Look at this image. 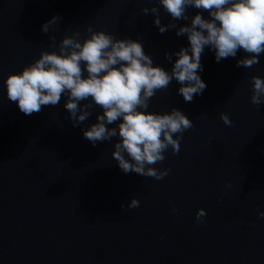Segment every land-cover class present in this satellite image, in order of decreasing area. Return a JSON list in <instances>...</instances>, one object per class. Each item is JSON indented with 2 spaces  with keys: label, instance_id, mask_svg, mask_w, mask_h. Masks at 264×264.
I'll return each instance as SVG.
<instances>
[{
  "label": "water",
  "instance_id": "water-1",
  "mask_svg": "<svg viewBox=\"0 0 264 264\" xmlns=\"http://www.w3.org/2000/svg\"><path fill=\"white\" fill-rule=\"evenodd\" d=\"M152 7L162 25L190 24L149 0H0V264H264V104L250 102L251 77L264 79V54L243 68L242 50L217 63L205 48L202 95L186 103L173 80L151 98L149 112L177 108L193 122L179 153L169 148L152 166L170 170L161 180L119 169L111 155L118 136L95 146L83 138L98 107L73 127L65 97L31 116L7 99L4 80L53 51L50 36L57 45L74 32L84 39L88 27L141 42L153 66L170 71L165 53L174 63L188 40L175 29L160 34L155 17L141 11ZM131 199L139 207L128 208ZM200 209L204 223L196 222Z\"/></svg>",
  "mask_w": 264,
  "mask_h": 264
},
{
  "label": "clouds",
  "instance_id": "clouds-1",
  "mask_svg": "<svg viewBox=\"0 0 264 264\" xmlns=\"http://www.w3.org/2000/svg\"><path fill=\"white\" fill-rule=\"evenodd\" d=\"M149 2L162 6L172 21L190 19L186 26L178 27L174 22L162 25L159 7L141 10L155 17L153 23L160 34L175 29L177 37H187L188 47L173 54L174 63L172 55L165 53V59L172 64L170 71L153 66L154 61L141 42L116 39L112 34L88 27L89 36L84 39L74 32L57 45L56 37L50 36L49 48L54 50L42 51L39 59L19 74L8 75L3 83L7 99L15 102L25 116L38 114L43 107H55L65 97L64 108L70 114L72 126L79 127L98 107L102 114L96 115L97 122L87 130L82 129L83 138L95 146L118 136L119 142L114 144L111 155L119 169L124 174L161 180L170 170L160 171L152 166L164 162V153L169 148L173 155L179 153L183 133L193 127V122L177 108L164 114L149 112V101L158 91L167 90L173 80L180 85L177 94L186 103L202 95L207 85L198 73L203 71L201 58L205 48L214 52L217 63L235 58L242 50L247 55L237 60L236 67L258 64V57L264 54V0ZM190 8L197 10L191 18L187 15ZM203 13H207V18ZM59 20V15L53 16L42 25V32L47 35ZM250 83V102L259 109L264 104V79L252 76ZM220 119L231 127L227 114L221 113ZM113 124L117 126L108 127ZM120 207L123 210L125 206ZM127 207L137 208L139 201L131 199ZM258 215L264 217V213ZM205 217L206 212L198 210L196 222L204 223Z\"/></svg>",
  "mask_w": 264,
  "mask_h": 264
}]
</instances>
